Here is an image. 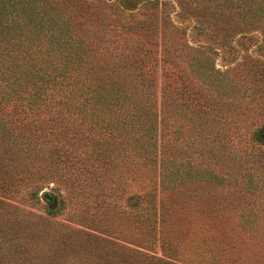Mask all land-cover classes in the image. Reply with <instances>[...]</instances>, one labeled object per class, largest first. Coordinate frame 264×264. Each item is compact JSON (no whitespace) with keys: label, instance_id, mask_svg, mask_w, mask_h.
<instances>
[{"label":"trees","instance_id":"1","mask_svg":"<svg viewBox=\"0 0 264 264\" xmlns=\"http://www.w3.org/2000/svg\"><path fill=\"white\" fill-rule=\"evenodd\" d=\"M39 162L61 221L10 202ZM238 258L264 264V0H0V264Z\"/></svg>","mask_w":264,"mask_h":264},{"label":"rangeland","instance_id":"2","mask_svg":"<svg viewBox=\"0 0 264 264\" xmlns=\"http://www.w3.org/2000/svg\"><path fill=\"white\" fill-rule=\"evenodd\" d=\"M43 167L42 163H37L36 166L32 168V173L18 182L17 192L12 193L10 202L17 207L18 213L25 216L34 213L35 215L39 214L61 221L67 214V207L63 201L66 194L64 188L65 184L58 176L51 174L46 169L41 170ZM48 196L50 200L46 198ZM122 201L123 204L127 206L131 204L133 200L126 199L125 197L122 198ZM63 222L66 223L65 221ZM69 225L75 226L72 223H69ZM96 234L102 238L114 240L112 236L98 234L97 232ZM236 240L241 243L238 245V251L242 256L244 255V257L248 258V256L253 257V255L255 256L258 254L256 247L249 246V243L246 241L241 242L238 237ZM158 244L159 242L154 244L153 250L159 253ZM239 252L235 253V255H238ZM240 259L241 258L236 259L234 263L239 262ZM242 262L244 261L242 260ZM242 262L240 261L241 264Z\"/></svg>","mask_w":264,"mask_h":264},{"label":"water","instance_id":"3","mask_svg":"<svg viewBox=\"0 0 264 264\" xmlns=\"http://www.w3.org/2000/svg\"><path fill=\"white\" fill-rule=\"evenodd\" d=\"M46 196V195H45ZM48 200H50V197L48 196V197H46Z\"/></svg>","mask_w":264,"mask_h":264}]
</instances>
